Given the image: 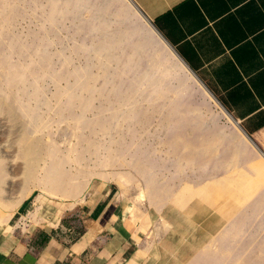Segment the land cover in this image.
Returning a JSON list of instances; mask_svg holds the SVG:
<instances>
[{
  "label": "rangeland",
  "instance_id": "obj_1",
  "mask_svg": "<svg viewBox=\"0 0 264 264\" xmlns=\"http://www.w3.org/2000/svg\"><path fill=\"white\" fill-rule=\"evenodd\" d=\"M137 1L151 17L174 0ZM0 61L1 92L19 111L15 120L0 106V220L22 194L16 223L45 212L43 201L80 200L101 183L160 264H264V196L230 216L206 199L173 200L215 167L181 157L185 138L219 126V175L230 170L229 148L238 143L241 169L257 151L127 0H0ZM21 128L38 138L33 157L18 149Z\"/></svg>",
  "mask_w": 264,
  "mask_h": 264
},
{
  "label": "crops",
  "instance_id": "obj_2",
  "mask_svg": "<svg viewBox=\"0 0 264 264\" xmlns=\"http://www.w3.org/2000/svg\"><path fill=\"white\" fill-rule=\"evenodd\" d=\"M149 18L245 131L264 143V0H174ZM116 199L110 187L95 183L80 200L41 202L45 212L36 218L39 200L33 201L26 231L14 210L0 220V264H160Z\"/></svg>",
  "mask_w": 264,
  "mask_h": 264
},
{
  "label": "bare ground",
  "instance_id": "obj_3",
  "mask_svg": "<svg viewBox=\"0 0 264 264\" xmlns=\"http://www.w3.org/2000/svg\"><path fill=\"white\" fill-rule=\"evenodd\" d=\"M0 65H3L2 61H0ZM13 99L14 98H12L10 102H7L0 89V106L4 107L7 113H9L12 118L17 120L19 111L18 108L14 107L15 103L13 102ZM24 110L27 114H33V110L31 108H26ZM17 135H19L18 149L21 151V153L27 155L26 157H33V152L37 147L38 138H33L29 135V133L23 131L22 128L21 133L19 129ZM239 135V137H241L240 142H246L245 137L242 134ZM223 137L224 136H222L219 126L213 124L203 130V134L201 137L197 136L196 138L184 139L182 146L185 150L182 152V154L180 153L181 157H184L188 161L196 160L195 162L197 163L209 162L210 160L213 161L215 167L211 170V172L206 174L203 173L205 170L200 171L193 184L190 185L189 183H185L180 186L178 191L173 194V200L178 206H183L188 197H197L202 200H209L213 204H217L218 209L223 213V215L230 216L236 209H241L248 201V206L252 203V201L253 203L256 202L258 204L262 202L264 196V156L259 153V155L255 158L248 159L245 166L246 169H241L238 167V164L234 159L237 151V143L234 148L228 149L229 154L227 155H231V160L227 163L231 164L230 170L225 171L227 174L223 175L222 173L219 175L218 172L222 171L223 169L224 160L222 158L225 155H217L215 148H217L216 146L220 144V139ZM178 138H181L179 134L176 133L175 135H173V140L170 143L171 147H174L173 144ZM233 142H235V139L233 140ZM2 147H6V145L3 144ZM227 164L225 163V165ZM198 166L201 167V165ZM205 176H208V179H205ZM50 181H52V185L57 184L56 178ZM260 189H262L261 192L259 191L260 194L258 193L257 195H255ZM64 192L72 193L73 189H64ZM26 195L27 194H22L21 196L14 198L12 202L6 201L5 205L7 206V208H10L8 217L11 215L13 210L24 200ZM194 211L196 213H200L201 207H195L192 212ZM126 212H129L128 208H126ZM5 221L6 219H4V222Z\"/></svg>",
  "mask_w": 264,
  "mask_h": 264
},
{
  "label": "water",
  "instance_id": "obj_4",
  "mask_svg": "<svg viewBox=\"0 0 264 264\" xmlns=\"http://www.w3.org/2000/svg\"><path fill=\"white\" fill-rule=\"evenodd\" d=\"M127 1L129 2L130 6L137 12L139 17H141L146 22V24L149 25V27H151V30L161 41V43L164 44L168 48V50L171 51V53L176 57V59L184 67L187 73L191 74V76L195 79V82L200 86L204 94L220 106L223 115L227 117L228 121L231 122L246 137V139L249 141V143L253 145L257 152L264 153V151L255 142V140L245 131L239 121L225 108V106L213 94V92H211V90H209V88L202 82L198 74L180 56L174 46L161 34V32L156 28L152 20L143 12V10L137 5V3L134 0Z\"/></svg>",
  "mask_w": 264,
  "mask_h": 264
},
{
  "label": "built area",
  "instance_id": "obj_5",
  "mask_svg": "<svg viewBox=\"0 0 264 264\" xmlns=\"http://www.w3.org/2000/svg\"><path fill=\"white\" fill-rule=\"evenodd\" d=\"M25 221H18L17 226L19 227V229L26 231L28 227H30V218L26 216V218L24 219Z\"/></svg>",
  "mask_w": 264,
  "mask_h": 264
}]
</instances>
